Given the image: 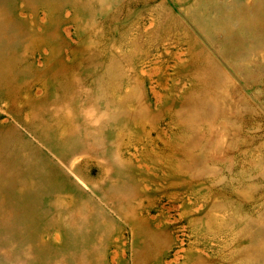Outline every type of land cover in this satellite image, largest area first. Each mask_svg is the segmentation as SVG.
<instances>
[{"label":"rangeland","instance_id":"374dc122","mask_svg":"<svg viewBox=\"0 0 264 264\" xmlns=\"http://www.w3.org/2000/svg\"><path fill=\"white\" fill-rule=\"evenodd\" d=\"M0 264H264V0H0Z\"/></svg>","mask_w":264,"mask_h":264},{"label":"bare ground","instance_id":"6f19581e","mask_svg":"<svg viewBox=\"0 0 264 264\" xmlns=\"http://www.w3.org/2000/svg\"><path fill=\"white\" fill-rule=\"evenodd\" d=\"M69 83H70L69 85H71L72 88L74 89V80H73V81H70ZM77 85H78V84H76V87H77ZM71 91H73V92H77L76 89L71 90ZM65 92L68 93V92H70V90H66ZM74 117H75V116H74ZM74 117H72V116H68V117H66V120L63 122V124H64L65 126H71V127H74V125H75V118H74ZM51 124H54V122H51ZM47 125H49V124H47Z\"/></svg>","mask_w":264,"mask_h":264}]
</instances>
